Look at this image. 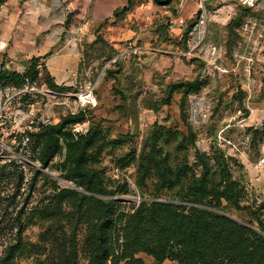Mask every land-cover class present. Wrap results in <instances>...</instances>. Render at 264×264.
<instances>
[{
	"label": "rangeland",
	"instance_id": "374dc122",
	"mask_svg": "<svg viewBox=\"0 0 264 264\" xmlns=\"http://www.w3.org/2000/svg\"><path fill=\"white\" fill-rule=\"evenodd\" d=\"M94 35L83 42L79 70L72 84L64 85L67 90L35 84L26 101L14 88L0 90V162L18 159L24 174L19 186L14 180L8 183L17 192L16 209L23 204L25 215L37 212L36 205L49 200L52 186L35 173L39 161H31L19 148L15 134L33 120L53 123L80 110L85 119L75 126L78 131L94 123L107 135L95 166L123 185L113 194L122 202V212H133L142 200L159 193L153 171L141 180L140 163L152 162L142 159L150 148L164 157L167 171L185 164L187 177L198 176L202 169L197 152L211 157L215 168L223 160L231 180L242 189L241 206L264 201V11L237 0L138 5L121 20L96 28ZM10 68L22 73L25 64ZM193 81L185 94L184 85ZM190 133L194 144L188 143ZM61 161L57 156L56 166L40 169L56 180L58 189L71 186L59 177ZM157 199L169 201V190ZM227 207L233 218H246L244 209ZM64 212L56 220L34 214L17 264H62L68 251H73L76 264H89L87 225L76 223L69 204ZM134 257L154 264L144 252ZM160 264L179 263L165 259Z\"/></svg>",
	"mask_w": 264,
	"mask_h": 264
},
{
	"label": "trees",
	"instance_id": "16d2710c",
	"mask_svg": "<svg viewBox=\"0 0 264 264\" xmlns=\"http://www.w3.org/2000/svg\"><path fill=\"white\" fill-rule=\"evenodd\" d=\"M5 1L0 0V5ZM128 1V5L114 11L115 20L124 18L135 6L132 0ZM153 1L157 5L169 4V0ZM42 58L25 61L22 73L2 62L0 90L14 88L20 91L19 98L23 101L28 100L27 91L35 84L44 83L52 91L67 90L68 87L54 82ZM194 84V81L185 84L184 93H189ZM84 119L85 113L80 110L53 123L33 120L15 134L19 148L31 161H39L40 169L56 166V157L62 156L59 177L71 186L58 189L56 180L35 169L52 189L49 200L36 205L37 212L25 215L23 204L16 209L17 192L8 187L10 180L18 186L23 180L21 163L18 159L0 162V211L3 210L0 264H17L18 255L25 250L24 231L34 221V214L43 220L61 219L66 204L71 206L70 216L76 223L87 225L85 244L89 264H108L111 260L113 264L122 260L123 264H142L140 258L134 257L138 252L151 255L154 264L165 259L179 264H264V218L260 213L264 201L242 207V189L231 180L223 160L220 164L217 161L219 165L215 168L211 157L197 152L202 169L198 176L187 177L185 164L173 173L167 171L164 157L150 148L142 159L146 156L152 162L149 166L144 161L140 163L141 180L144 182L145 176L153 171L159 180L157 191L169 190V201L158 200V193L142 200L133 212H122V202L113 194L122 191L123 185L95 166L108 142L107 135L100 124L94 123L85 132L75 133L73 126ZM152 138L158 140L156 134ZM188 143L194 144L191 133ZM10 206L12 211L8 212ZM227 206L244 209L246 218H233ZM71 255L73 251L65 252L62 264H76L75 255Z\"/></svg>",
	"mask_w": 264,
	"mask_h": 264
},
{
	"label": "crops",
	"instance_id": "0c3cea01",
	"mask_svg": "<svg viewBox=\"0 0 264 264\" xmlns=\"http://www.w3.org/2000/svg\"><path fill=\"white\" fill-rule=\"evenodd\" d=\"M128 0H9L0 7V65L43 57L57 85H71L81 62L83 42L98 27L114 21ZM157 5L153 0H132ZM165 5H198V0H169ZM264 11V0L256 6ZM11 69V68H10Z\"/></svg>",
	"mask_w": 264,
	"mask_h": 264
},
{
	"label": "built area",
	"instance_id": "2783aa9c",
	"mask_svg": "<svg viewBox=\"0 0 264 264\" xmlns=\"http://www.w3.org/2000/svg\"><path fill=\"white\" fill-rule=\"evenodd\" d=\"M242 6H245V7H250V8H253V7H256L260 1L262 0H237ZM40 68V66H38ZM79 123H77L76 125H78ZM76 125L73 126V131L75 133H79L80 131H78L79 129L77 127H75Z\"/></svg>",
	"mask_w": 264,
	"mask_h": 264
}]
</instances>
